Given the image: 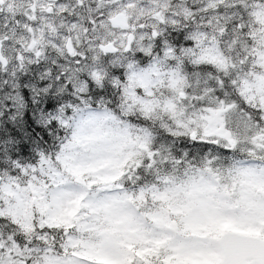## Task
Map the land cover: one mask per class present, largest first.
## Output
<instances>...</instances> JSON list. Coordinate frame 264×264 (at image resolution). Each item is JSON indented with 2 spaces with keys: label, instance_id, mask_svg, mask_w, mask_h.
Returning a JSON list of instances; mask_svg holds the SVG:
<instances>
[{
  "label": "snow or ice",
  "instance_id": "1",
  "mask_svg": "<svg viewBox=\"0 0 264 264\" xmlns=\"http://www.w3.org/2000/svg\"><path fill=\"white\" fill-rule=\"evenodd\" d=\"M0 264H264V0H0Z\"/></svg>",
  "mask_w": 264,
  "mask_h": 264
}]
</instances>
